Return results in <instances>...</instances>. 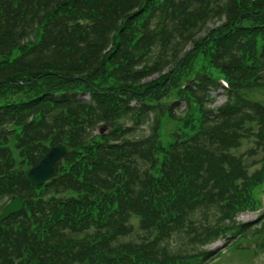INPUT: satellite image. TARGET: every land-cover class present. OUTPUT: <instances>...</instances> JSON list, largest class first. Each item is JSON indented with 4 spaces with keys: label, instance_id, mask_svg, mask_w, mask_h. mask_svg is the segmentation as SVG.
<instances>
[{
    "label": "trees",
    "instance_id": "1",
    "mask_svg": "<svg viewBox=\"0 0 264 264\" xmlns=\"http://www.w3.org/2000/svg\"><path fill=\"white\" fill-rule=\"evenodd\" d=\"M252 90L264 0H0V209L24 201L1 223L0 264H208L219 239L248 251L238 240L264 228ZM58 144L56 175L30 184L24 168Z\"/></svg>",
    "mask_w": 264,
    "mask_h": 264
},
{
    "label": "rangeland",
    "instance_id": "2",
    "mask_svg": "<svg viewBox=\"0 0 264 264\" xmlns=\"http://www.w3.org/2000/svg\"><path fill=\"white\" fill-rule=\"evenodd\" d=\"M152 77H155V75H153ZM150 78L151 77H148L147 80H149ZM250 94L254 99L264 102V93L262 91L252 90ZM212 95L216 96L215 102L212 105L217 106L221 104L222 102H224L225 100V95L221 89L213 90ZM184 106H185L184 101L179 100V109L182 110ZM254 127L255 125L251 126V128H254ZM251 145H252L251 137L243 138L241 140V144L233 151L238 154L239 153L246 154L245 151L249 147H251ZM254 158H256V156H253L251 157V159H248V160H252ZM29 167L31 166L25 167L24 170ZM256 217H257V212L255 213L253 211H243L236 216V219L242 222L243 221L249 222V221L256 219ZM137 222H138L137 218L132 219V223H134V225H136ZM255 222H258V226H259L261 222H264V216L262 218H259L258 221H255ZM238 241L240 243V246L249 247L248 248L249 250L248 251L246 250V253H248V255L244 253H237L233 248H229V250L226 248H223V240H217L213 243L208 244L207 247H209V249L211 250L213 249L220 250L222 248V252L224 255L221 254L222 256H220L219 258H216L209 264H264V228L261 229V232L258 233V235L243 237V238H240ZM234 246H235V243H234ZM234 248L237 249V247H234Z\"/></svg>",
    "mask_w": 264,
    "mask_h": 264
},
{
    "label": "water",
    "instance_id": "3",
    "mask_svg": "<svg viewBox=\"0 0 264 264\" xmlns=\"http://www.w3.org/2000/svg\"><path fill=\"white\" fill-rule=\"evenodd\" d=\"M109 129L107 125H99L97 132L102 134ZM66 147L64 144H58L50 147L37 164L26 168L23 172L24 178L30 184L39 186L47 180L53 178L56 174L55 163L64 155ZM24 202L19 196H13L9 199L0 210V227L1 222L9 215L14 214L22 209Z\"/></svg>",
    "mask_w": 264,
    "mask_h": 264
}]
</instances>
